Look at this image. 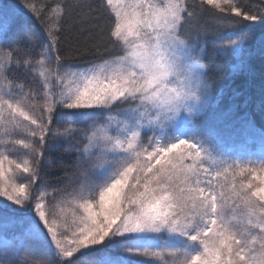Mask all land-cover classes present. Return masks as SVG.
Wrapping results in <instances>:
<instances>
[{"label":"snow or ice","instance_id":"obj_1","mask_svg":"<svg viewBox=\"0 0 264 264\" xmlns=\"http://www.w3.org/2000/svg\"><path fill=\"white\" fill-rule=\"evenodd\" d=\"M255 21L264 0H0V264H264V128L210 76L264 57Z\"/></svg>","mask_w":264,"mask_h":264},{"label":"trees","instance_id":"obj_2","mask_svg":"<svg viewBox=\"0 0 264 264\" xmlns=\"http://www.w3.org/2000/svg\"><path fill=\"white\" fill-rule=\"evenodd\" d=\"M251 10L259 12L262 0H243ZM202 23L211 29L218 22L211 16H205ZM246 35L245 48L251 49L261 33H264V24L259 21L247 22L241 26ZM212 36H209L211 39ZM67 47V45H65ZM98 60L92 54L72 56L70 63L84 65L89 61ZM210 76L214 80V89L220 97V109L227 111L236 106L237 115L247 114L257 127L264 128V57L259 53L248 56L242 64L239 59H233L221 69H212ZM211 118H209V123ZM52 167L47 169L46 179L53 185L60 182L65 176V169L71 163L70 159L58 152L51 154Z\"/></svg>","mask_w":264,"mask_h":264},{"label":"rangeland","instance_id":"obj_3","mask_svg":"<svg viewBox=\"0 0 264 264\" xmlns=\"http://www.w3.org/2000/svg\"><path fill=\"white\" fill-rule=\"evenodd\" d=\"M248 144H249L250 151H253V152H255L259 147V145L254 141H249Z\"/></svg>","mask_w":264,"mask_h":264}]
</instances>
